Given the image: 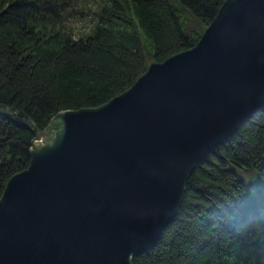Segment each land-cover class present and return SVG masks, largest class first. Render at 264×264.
Masks as SVG:
<instances>
[{"label":"water","instance_id":"1","mask_svg":"<svg viewBox=\"0 0 264 264\" xmlns=\"http://www.w3.org/2000/svg\"><path fill=\"white\" fill-rule=\"evenodd\" d=\"M263 106L264 0H226L193 48L38 130L0 198V264H132L195 168Z\"/></svg>","mask_w":264,"mask_h":264},{"label":"trees","instance_id":"2","mask_svg":"<svg viewBox=\"0 0 264 264\" xmlns=\"http://www.w3.org/2000/svg\"><path fill=\"white\" fill-rule=\"evenodd\" d=\"M94 1L0 0V198L55 115L99 107L193 48L226 0ZM72 13L89 22L80 36ZM132 264H264V106L195 168L177 216Z\"/></svg>","mask_w":264,"mask_h":264},{"label":"rangeland","instance_id":"3","mask_svg":"<svg viewBox=\"0 0 264 264\" xmlns=\"http://www.w3.org/2000/svg\"><path fill=\"white\" fill-rule=\"evenodd\" d=\"M95 1L93 0H77L76 7L74 9H81L80 7L83 8H90L92 9L95 6ZM65 26L67 28L72 29L74 32L77 33V36L82 35L83 33L87 32V29L89 27V22L84 18V14L78 15L76 14L75 16L72 13V16L65 21Z\"/></svg>","mask_w":264,"mask_h":264}]
</instances>
